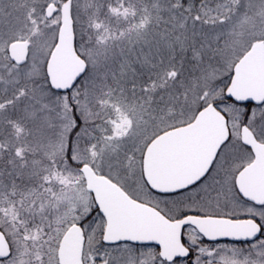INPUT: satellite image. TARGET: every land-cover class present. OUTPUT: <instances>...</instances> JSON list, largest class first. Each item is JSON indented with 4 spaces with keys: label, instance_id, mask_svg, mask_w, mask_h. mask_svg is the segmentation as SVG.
<instances>
[{
    "label": "snow or ice",
    "instance_id": "1",
    "mask_svg": "<svg viewBox=\"0 0 264 264\" xmlns=\"http://www.w3.org/2000/svg\"><path fill=\"white\" fill-rule=\"evenodd\" d=\"M0 264H264V0H0Z\"/></svg>",
    "mask_w": 264,
    "mask_h": 264
}]
</instances>
